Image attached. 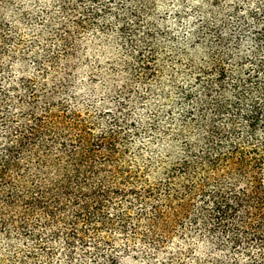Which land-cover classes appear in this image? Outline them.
<instances>
[{"label": "trees", "instance_id": "16d2710c", "mask_svg": "<svg viewBox=\"0 0 264 264\" xmlns=\"http://www.w3.org/2000/svg\"><path fill=\"white\" fill-rule=\"evenodd\" d=\"M199 1V59L183 85L171 74L169 109L141 116L161 72L157 0H0V245L12 264H264V0ZM102 38L127 50L126 79L116 101L84 104L78 70Z\"/></svg>", "mask_w": 264, "mask_h": 264}, {"label": "rangeland", "instance_id": "374dc122", "mask_svg": "<svg viewBox=\"0 0 264 264\" xmlns=\"http://www.w3.org/2000/svg\"><path fill=\"white\" fill-rule=\"evenodd\" d=\"M199 0H157V5L154 14L150 17V21L154 24L155 33L153 35V44L157 54L158 63L161 66L160 79L152 80L149 85L152 86L154 92H147V96L143 101L139 102V113L143 116L149 113L152 109L148 108L151 105L163 113L168 108V102L163 97L164 92H171V74L175 71V78L179 85H183L185 79L182 77V71L186 63L190 59H199L201 49H196L195 52H190L191 32L190 27L193 26L196 14L193 9L200 6ZM29 33V32H28ZM33 33L28 34L24 49L28 48V41ZM121 43L118 40L111 39L105 42L102 38L101 42H96L90 45L87 50V56L90 59L89 63H85L78 70V81L83 84V87L75 94L83 101L84 104L101 102L109 95L114 101L116 92L113 85H123L126 79L124 73V64L129 61L128 52L125 48H121ZM154 50V49H153ZM113 67L116 69L112 71ZM93 71V72H92ZM95 73L97 82L91 86L88 81V74ZM113 74L115 77H110ZM133 87L140 91H146L147 87L133 84ZM164 88V91H162ZM172 99L177 101V95L171 94ZM171 99V100H172ZM173 100V102H174ZM138 113V112H137ZM155 145V144H154ZM155 147L159 148L158 145ZM0 245L2 257L6 262L11 261V255L7 253Z\"/></svg>", "mask_w": 264, "mask_h": 264}]
</instances>
